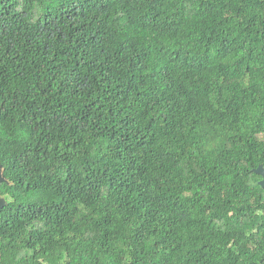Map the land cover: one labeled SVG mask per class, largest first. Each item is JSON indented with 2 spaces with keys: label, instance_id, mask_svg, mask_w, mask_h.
<instances>
[{
  "label": "trees",
  "instance_id": "trees-1",
  "mask_svg": "<svg viewBox=\"0 0 264 264\" xmlns=\"http://www.w3.org/2000/svg\"><path fill=\"white\" fill-rule=\"evenodd\" d=\"M264 0H0V264H264Z\"/></svg>",
  "mask_w": 264,
  "mask_h": 264
},
{
  "label": "water",
  "instance_id": "water-1",
  "mask_svg": "<svg viewBox=\"0 0 264 264\" xmlns=\"http://www.w3.org/2000/svg\"><path fill=\"white\" fill-rule=\"evenodd\" d=\"M2 167L0 166V182H3L5 180V177L2 175ZM255 172L261 174L262 179L260 181V184L262 187H264V167L262 165H259L258 168L255 170ZM6 204V201L3 197H0V209L4 207Z\"/></svg>",
  "mask_w": 264,
  "mask_h": 264
}]
</instances>
